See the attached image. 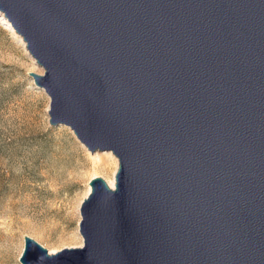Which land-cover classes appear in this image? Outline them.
<instances>
[{
    "label": "water",
    "instance_id": "95a60500",
    "mask_svg": "<svg viewBox=\"0 0 264 264\" xmlns=\"http://www.w3.org/2000/svg\"><path fill=\"white\" fill-rule=\"evenodd\" d=\"M48 125L117 161L81 246L19 264H264V0H0Z\"/></svg>",
    "mask_w": 264,
    "mask_h": 264
},
{
    "label": "rangeland",
    "instance_id": "374dc122",
    "mask_svg": "<svg viewBox=\"0 0 264 264\" xmlns=\"http://www.w3.org/2000/svg\"><path fill=\"white\" fill-rule=\"evenodd\" d=\"M30 73L42 70L0 14V264H19L24 236L48 254L80 247L88 182L117 168L100 167L109 152L90 154L69 128L48 125L49 99Z\"/></svg>",
    "mask_w": 264,
    "mask_h": 264
},
{
    "label": "bare ground",
    "instance_id": "6f19581e",
    "mask_svg": "<svg viewBox=\"0 0 264 264\" xmlns=\"http://www.w3.org/2000/svg\"><path fill=\"white\" fill-rule=\"evenodd\" d=\"M107 160H109V161L111 160V164H113V165H115L117 162V161H115L116 159L110 153H107L106 156L100 157V167L101 166L104 167L107 164ZM106 184L108 185L109 188H112L113 187V178H111L109 181H107Z\"/></svg>",
    "mask_w": 264,
    "mask_h": 264
}]
</instances>
